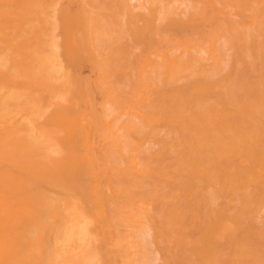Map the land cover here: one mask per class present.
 <instances>
[{
	"label": "bare ground",
	"instance_id": "6f19581e",
	"mask_svg": "<svg viewBox=\"0 0 264 264\" xmlns=\"http://www.w3.org/2000/svg\"><path fill=\"white\" fill-rule=\"evenodd\" d=\"M0 264H264V0H0Z\"/></svg>",
	"mask_w": 264,
	"mask_h": 264
}]
</instances>
